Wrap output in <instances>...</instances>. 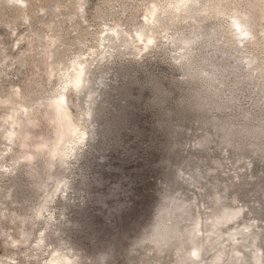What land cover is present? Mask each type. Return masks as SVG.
Wrapping results in <instances>:
<instances>
[{
	"label": "rangeland",
	"instance_id": "obj_1",
	"mask_svg": "<svg viewBox=\"0 0 264 264\" xmlns=\"http://www.w3.org/2000/svg\"><path fill=\"white\" fill-rule=\"evenodd\" d=\"M174 1L0 0V264H51L54 250L70 264H197L196 244L201 264H253L256 250L264 261V154L251 153L264 138L223 142L204 124L262 123L264 0ZM193 94L212 99L205 114ZM59 98L86 136L64 162L42 146L59 132ZM119 240L113 259H94Z\"/></svg>",
	"mask_w": 264,
	"mask_h": 264
},
{
	"label": "bare ground",
	"instance_id": "obj_2",
	"mask_svg": "<svg viewBox=\"0 0 264 264\" xmlns=\"http://www.w3.org/2000/svg\"><path fill=\"white\" fill-rule=\"evenodd\" d=\"M188 1L189 0H177V1H174V2H176L175 3L176 9L179 8V7H181L182 5L185 6V4ZM171 4H173V2ZM194 5H196V3ZM150 8H151V10L149 9L150 10L149 11L150 12V16L147 15L148 16L147 23H149V24L151 23V20H153L156 6L154 5V7H150ZM177 11H176V13H178ZM165 13H167V12H165ZM195 19H197V18H195ZM154 20H155V17H154ZM243 20L240 17H238V16H232V19L230 21L231 24H232L233 30L237 34L241 35V38L246 37L250 33L249 30H248V28L245 26V22ZM152 23H154V22H152ZM154 24H156V23H154ZM150 26H151V24H150ZM115 32L116 31L113 30V32L111 33L113 35V37L116 36ZM143 34L144 33H143V29H142L141 31L138 32L139 38ZM152 40H153V36H151V37L149 36V38H147V41L145 40L146 45L149 42H151ZM182 43L185 44V42H182ZM71 67H73L72 74L70 72V74L72 75V77H71V79L70 78L69 79H70V82L73 85L74 90L78 91L85 84L86 70H85V67H84V63L83 62H80V61L79 62H73V64H72ZM52 105H53V109H54V112H55V116L58 117L59 132L56 134V136L52 139V141L50 143H44V144H42V146H44V147L47 146L48 147L49 156H51L52 158H56L60 162H64L66 160V157H67L68 153H69V150H73V148L78 143L83 142L84 139L86 138V136H85V133H82L81 134V133H79L77 131V126H76L77 124L75 125V122L72 120V118L70 116V113L68 112V106H67L66 103H64L63 99L59 98L57 100H54L52 102ZM238 213H239V211L228 212L222 218L221 221H223V220L224 221H232L238 215ZM240 232H242V230H236V231L231 232L229 235L232 236V237H234L233 235H236V234H238ZM190 256L194 260H197V262H198L197 264H201L200 263V261H201V246H200V244L194 245V247L192 248V250L190 252ZM261 256H262V253L260 251L256 250V253L254 254V262H253V264H264V261L262 260ZM74 258L75 257H73V259ZM49 259L50 260L48 262L51 263V264H70L71 261H72L71 258H70V256H68L67 254H60V253L58 254V250H54L53 251V257L52 258H49Z\"/></svg>",
	"mask_w": 264,
	"mask_h": 264
},
{
	"label": "trees",
	"instance_id": "obj_3",
	"mask_svg": "<svg viewBox=\"0 0 264 264\" xmlns=\"http://www.w3.org/2000/svg\"><path fill=\"white\" fill-rule=\"evenodd\" d=\"M155 95L156 97H158V95L160 96V94H162V90L160 89V87L156 84L155 85ZM186 104L189 107L192 108H196L197 110H199V112H202V114L206 113V106L208 104H211L212 99H204L201 96H197V94H193L190 96L186 97ZM214 105L215 106H222L221 102H216L214 101ZM204 124L205 126H212V130H214V132L216 131L219 138H221L223 140V142H230L232 140V138H234L235 136H239L240 138H242V140L244 138H246L248 135L247 134H253L255 136H260L262 138H264V116H262V123L258 125V128H253L250 124H246L245 126H243L244 128H237L234 124H232V122L227 121V122H218L215 121L211 118L205 117L204 118ZM168 129L172 130L173 132H177L176 131V126L172 125V124H168L166 126ZM215 135V134H214ZM212 137L211 136H207V134H205L201 140H198L196 142L197 145H202L204 142H206L207 140H211ZM177 145V142L174 140L172 142H170L168 144V148L170 150V152H172V150H174V147ZM242 148L241 145L236 147V150H240ZM252 154H255L258 156V158L262 159V154H264V144H260L257 145L254 150H252L251 152ZM167 162H170V160H166ZM249 168L250 166H253V162H251L250 164H248ZM191 177L194 180H200V178L203 177V174L200 173V168H198V166L195 168L194 172H192V176H188ZM169 183V184H168ZM168 187H170V185H173L175 182L174 180H169L168 181ZM176 194V193H175ZM171 194H169L170 196ZM174 195V194H173ZM216 194H213L211 199H213L215 201V196ZM220 196V194H219ZM171 198V197H169ZM144 240L146 241L147 239L145 238L144 234H140L139 236H137L136 238H133L132 240V244L129 246L128 251H129V261L132 260V258L135 256L134 253L137 252L136 247L140 244H142L144 242ZM122 250V246H120V240H119V244L117 245H111L109 248H107V250H104L103 252H98V254H96V257L94 259L97 260H103V261H107L109 258L113 259L114 255L116 252Z\"/></svg>",
	"mask_w": 264,
	"mask_h": 264
}]
</instances>
